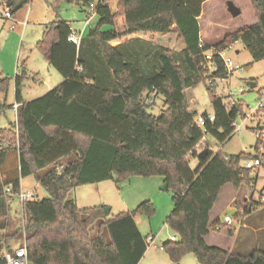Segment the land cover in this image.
<instances>
[{"label":"trees","instance_id":"16d2710c","mask_svg":"<svg viewBox=\"0 0 264 264\" xmlns=\"http://www.w3.org/2000/svg\"><path fill=\"white\" fill-rule=\"evenodd\" d=\"M213 1L119 0L114 11L109 0H101L96 21L79 47L69 42V22L58 19L45 27L37 49L64 80L44 97L26 102V72L15 79L17 122L1 133L0 254L20 236L30 264H140L148 246L132 214L108 220L104 207L82 209L69 196L87 185L159 176L172 190L175 204L167 225L177 240L162 247L172 264H180L188 254L199 264H264L263 252L233 254L221 235L233 238L235 229L217 230L219 222L213 220L221 191L231 186L238 192L248 184L249 170L240 166L246 156L208 151L202 160L197 150L205 135L225 144L234 134V123L244 117L243 102L227 110L225 99L212 93L213 79L227 77L218 54L239 41L253 62L264 61V0H249L254 24L212 46L202 41L199 20L204 4ZM5 2L14 16L32 1ZM92 2L54 0L53 8L59 16L61 3L87 11ZM120 18L121 32L116 29ZM141 33L176 34L186 48L176 52L139 37L124 41ZM207 53L213 55L211 63ZM207 82L215 120L202 130L195 124L198 114L191 112L186 92ZM156 94L166 99L159 116L148 113L149 100ZM209 147L206 143L203 150ZM69 158L65 167L59 165ZM192 159L198 160L195 169ZM29 178L48 198L24 204L25 225L11 234L7 199L19 194ZM8 188L10 195L5 193ZM136 212L152 215L154 208L146 202ZM97 224L94 237L91 230ZM0 263L5 264L3 259Z\"/></svg>","mask_w":264,"mask_h":264},{"label":"rangeland","instance_id":"374dc122","mask_svg":"<svg viewBox=\"0 0 264 264\" xmlns=\"http://www.w3.org/2000/svg\"><path fill=\"white\" fill-rule=\"evenodd\" d=\"M93 1L98 5L101 0ZM109 2L115 10L119 0H109ZM230 2H234L235 6L242 10L240 17L233 18L228 12L227 4ZM53 5L54 0H33L29 6L14 15L18 25L0 16V81L5 79L8 81V83H0V86L3 85L0 87V109L2 108L0 145L2 131L11 129L17 122L16 77H22L25 72L27 74L22 91L26 100L44 97L63 81L62 75L51 68L43 54L39 52L37 44L42 40L45 27L57 19L68 21L72 28L79 27L84 20V7L61 3L57 17ZM38 6L42 7L39 8V17L36 19L34 13ZM203 7L201 31L203 40L208 45L214 46L225 36L254 24L255 15L249 0H214L210 4H204ZM25 21L27 25L24 27L22 23ZM95 21L94 17L92 23ZM13 25L17 27L16 30H11ZM123 27V22L118 19L116 29L121 32ZM138 36L176 52H182L186 48L184 41L176 34L141 33ZM233 47L234 50L227 52L226 56L241 70L236 71L226 81H222L221 78L213 79L215 86L212 93L228 102L230 99L243 102L244 111L249 113L258 106L260 100L264 101V61L253 62L252 55L240 41ZM213 72V68L210 67V75ZM252 83L256 84V87L249 92ZM209 85L210 83L207 82L186 92L191 112H196L198 116L214 114L211 95L207 91ZM230 93H233V97H229ZM165 102L164 96L153 95L149 100L148 113L159 116L166 109ZM237 124L242 125V132L233 135L225 144L218 143L210 137H207L206 142L211 147H217V150L226 157L244 154L246 157L242 159L240 166L246 169L248 160L257 157V135L264 129V111L243 123L239 118ZM70 161L71 158L64 159L59 165L65 167ZM190 165L195 169L198 160L192 159ZM23 182L26 183L23 185L24 191L37 189L40 201L48 198L46 191L34 178ZM164 184L163 177L132 176L121 183L106 181L80 187L72 192L69 198L75 200L82 209L104 207L108 220L122 213L132 214L141 234L144 237L156 238L155 245L148 248L140 264H172L162 247L172 238L177 239L167 225V218L173 212L175 204L172 190L162 189ZM146 202H150L154 208L152 215L136 212L139 206ZM6 215L9 233H20L27 216L17 197L10 196L7 199ZM225 215H229L234 220L233 226L228 228L235 229L236 233L233 238L221 235V240L226 242L224 245L231 248L233 254L248 256L254 252L264 253V165L256 171H249L248 184H244L238 192H234L231 186H226L221 191L214 208L213 220L217 219V222L223 223ZM91 233L92 236H97L98 224L92 228ZM23 243L20 236H17L9 242V246L16 249ZM4 251L0 254V260ZM180 264H199V262L195 255L188 254Z\"/></svg>","mask_w":264,"mask_h":264},{"label":"built area","instance_id":"2783aa9c","mask_svg":"<svg viewBox=\"0 0 264 264\" xmlns=\"http://www.w3.org/2000/svg\"><path fill=\"white\" fill-rule=\"evenodd\" d=\"M33 1V0H31ZM96 7L97 5L94 3V1L90 4L89 8L87 9V15H88V19L86 21V25L87 26H91L90 22L91 20L96 16ZM0 16L3 17L6 20L12 21L14 24L18 25V22H16L13 19V15L11 13L10 8L7 6V3L5 2V0H0ZM24 25V27L27 25V22L25 21L24 23H22ZM16 26H12L11 30H16ZM69 42L73 43L75 46L79 47L81 44V36L79 33H77L76 31H73L72 34L69 37ZM234 50L233 45L228 47L225 51L219 53V57L221 58L224 66H225V70H226V78H223L222 81H226L228 80L230 77L233 76V74L238 71L241 70L238 66H235L232 62V60L230 58H227L226 53L229 51ZM206 57V61L211 63L213 55L212 53H207L205 55ZM211 65V64H210ZM242 92V89H241ZM229 97H233V93H230ZM236 102L232 99H230V101H224V107L227 110L232 109L233 107H235ZM18 105L15 106V109L17 111ZM264 111V101L260 100L258 106L254 109L251 110L249 113H246L244 111V117H239L242 119V123L253 118L256 114L260 113ZM238 118V119H239ZM237 119V121H238ZM215 120V116L214 114H209L206 117L204 116H197L195 119V124L199 129L204 130L206 127V124L208 122H213ZM237 121L234 123V134L236 133H241L242 132V125H238ZM207 135H205L204 139L197 145V150L199 151H203V148H205L206 145V139H207ZM257 141H258V146H257V157H255L254 160H248L247 164H246V169L249 171H256L259 168H261L264 165V129L261 131V133L259 135H257ZM5 144H9L8 142H5ZM217 147H209L208 151L211 152L213 155L217 154L220 152V150H217ZM57 172L59 174H61L63 172V168L59 167L56 168ZM5 193L7 195L11 194V190L8 188L5 190ZM15 197H17L19 199V201L21 202L22 205L29 203V202H34V201H39V196H38V191L37 189H34L32 191H24L23 190V183L21 184V190L19 192V194H17ZM234 224V220L229 216V215H225L224 219H223V223H220L219 221V225L216 227V229L218 230L221 226H226V227H232ZM173 241L177 240L176 238H172ZM145 242L148 246V248L150 246L155 245L156 242V238L154 236H148L145 239ZM3 261L5 262V264H30L29 262V257H28V251H27V247L25 242L23 243V246L19 247V248H11V249H5L4 254L2 256Z\"/></svg>","mask_w":264,"mask_h":264},{"label":"crops","instance_id":"0c3cea01","mask_svg":"<svg viewBox=\"0 0 264 264\" xmlns=\"http://www.w3.org/2000/svg\"><path fill=\"white\" fill-rule=\"evenodd\" d=\"M118 4V3H117ZM208 4V3H207ZM206 5V4H205ZM42 7V6H41ZM41 7H37V9H36V12L34 13L35 14V17H36V19H37V17H39V15H38V13H39V8H41ZM204 8V7H203ZM117 10V7H116V9L114 10V11H116ZM84 20L81 22V24H80V26L79 27H76V28H72V30L73 31H76L77 33H79L80 34V36H81V40L82 39H84L87 35H88V32H89V30L91 29V26H87L86 25V21H87V19H88V15H87V11L84 9ZM203 15V14H202ZM57 17H59V16H57ZM16 17L15 16H13V19H15ZM35 20V19H34ZM58 20V19H57ZM93 20V19H92ZM92 20H91V22H90V24L92 25ZM120 20L123 22V18H120ZM68 22V21H67ZM199 22H201V18H200V20H199ZM200 26H201V23H200ZM137 37H139L138 35H133V36H129V37H127V38H125V40L124 41H126V40H129V39H133V38H137ZM201 38H202V41L203 42H205L204 40H203V32L201 31ZM223 40V38L220 40V41H222ZM206 43V42H205ZM117 44V43H116ZM115 44V45H116ZM207 44V43H206ZM237 54H239V51H237ZM64 80V79H63ZM63 82V81H62ZM61 82V83H62ZM26 102H31V101H34V100H26V99H24ZM23 183V185L24 184H26L25 182H22ZM77 203V202H76ZM78 205V204H77ZM257 231H259V230H257ZM176 238V237H175ZM23 245V244H22ZM21 245V246H22ZM20 246V247H21ZM12 248V247H11ZM19 248V247H18ZM230 249V251H231V248H229Z\"/></svg>","mask_w":264,"mask_h":264},{"label":"water","instance_id":"95a60500","mask_svg":"<svg viewBox=\"0 0 264 264\" xmlns=\"http://www.w3.org/2000/svg\"><path fill=\"white\" fill-rule=\"evenodd\" d=\"M228 12L232 15L233 18H238L241 16V10L235 6L234 3L230 2L228 4ZM256 87V84H250V90L249 92L253 91V89ZM209 89H211V87H209ZM208 157V150H203L200 155L199 158L202 160H205ZM163 190H167L168 189V184L165 183L162 187ZM108 213V211H106Z\"/></svg>","mask_w":264,"mask_h":264}]
</instances>
